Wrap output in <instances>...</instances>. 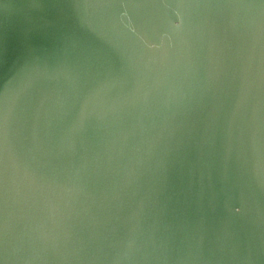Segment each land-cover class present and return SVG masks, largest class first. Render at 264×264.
I'll return each mask as SVG.
<instances>
[{
	"label": "water",
	"instance_id": "1",
	"mask_svg": "<svg viewBox=\"0 0 264 264\" xmlns=\"http://www.w3.org/2000/svg\"><path fill=\"white\" fill-rule=\"evenodd\" d=\"M0 264H264V0H0Z\"/></svg>",
	"mask_w": 264,
	"mask_h": 264
}]
</instances>
